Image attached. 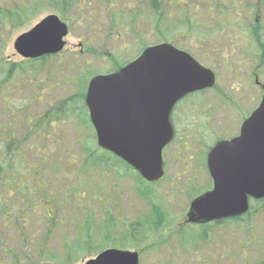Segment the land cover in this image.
I'll return each instance as SVG.
<instances>
[{
  "label": "rangeland",
  "instance_id": "1",
  "mask_svg": "<svg viewBox=\"0 0 264 264\" xmlns=\"http://www.w3.org/2000/svg\"><path fill=\"white\" fill-rule=\"evenodd\" d=\"M31 1L0 0V11L18 18ZM41 1L33 18L22 14L18 22L0 13V157L7 161L0 163V264H86L108 249L136 252L139 264H264V200L249 230L210 226L201 241V228L187 214L211 190L202 161L189 159L202 148L168 147L165 177L150 184L98 146L85 103L76 98L94 77L168 43L215 73L216 88L193 100L219 109L227 125L218 137L228 139L227 129L238 126V134L235 124L258 108L264 93V66L256 68L245 28L264 18V4L257 11L260 0H158L155 12L154 0H75L66 10L61 0ZM50 15L68 26L63 52L9 75L11 65L24 63L17 38ZM230 40L239 51L233 57L226 52ZM24 159L39 163L31 174ZM28 190L44 192L48 208L55 197L58 210L46 212L37 197L24 195Z\"/></svg>",
  "mask_w": 264,
  "mask_h": 264
},
{
  "label": "water",
  "instance_id": "2",
  "mask_svg": "<svg viewBox=\"0 0 264 264\" xmlns=\"http://www.w3.org/2000/svg\"><path fill=\"white\" fill-rule=\"evenodd\" d=\"M68 26L44 18L14 43L23 60L60 54ZM216 77L188 53L164 43L146 48L134 61L94 77L86 106L98 146L154 184L165 174L163 152L174 139L171 114L185 97L213 89ZM213 189L191 203L188 222L209 224L245 216L250 201L264 200V95L239 137L220 142L208 156ZM86 264H139V254L108 249Z\"/></svg>",
  "mask_w": 264,
  "mask_h": 264
},
{
  "label": "flooded vegetation",
  "instance_id": "3",
  "mask_svg": "<svg viewBox=\"0 0 264 264\" xmlns=\"http://www.w3.org/2000/svg\"><path fill=\"white\" fill-rule=\"evenodd\" d=\"M260 1L261 2L259 3L257 11H259L261 8V5L264 4V0H260ZM205 9L209 10V7L205 8ZM228 12L229 11H227L225 13H228ZM232 12H235V11H232ZM236 13H237V11H236ZM258 17L254 18V25L253 26L251 25L252 27H249V25H246V27H245L246 32L249 35L254 36V38L252 36L254 43L250 44V48H252V51L255 52V54H254L255 63L259 64V66L258 65L256 66L257 69L260 68L261 66H264V27H263L264 18L262 17L260 19ZM226 52H228L232 57L234 55H236V53L239 52L237 50V46L234 44V42L232 40H230V43L226 47ZM28 61H32V60H28ZM35 61H38V60H35ZM254 76H255V82L254 83L258 86L259 81H258L257 73H255ZM215 88H213V89H215ZM213 89L205 90L204 92H197V93L191 94V95L185 97L183 100H181L175 106V108L171 114V119H170L173 130H174V139H173L172 143L168 146V147H170L171 145L175 144V149L177 151H180L182 146H184L185 147L184 150H186L185 152L192 151L194 147H198L199 149L202 148V150H203L202 152L196 151L194 153L195 155L190 156L189 159L191 162H193L195 160H200V162L202 161L203 169L205 171V175H206V177H208V179L210 180V183H211V190L213 189V181H212L209 169H208V156H209L210 152L220 142L231 141V140L239 137L241 134V129H242L245 121L253 113L252 112L248 118L243 117L242 121H239L238 123L235 124V125L241 124V127L239 128L238 134H234V132L237 131L238 126H234V128L228 126L229 127L227 129L228 132L227 131L226 132L228 133V135H232V136L228 137V139L227 138L226 139H224V138L219 139L218 134L221 133L218 130L219 127L221 129V126L227 125L226 122L224 121V119L220 118L221 115L218 116L217 111H219V109L204 107V105H203L204 100L203 99L200 100L198 103L193 100V98H197L200 95H204V93H206L208 91H212ZM215 123L218 125L216 126ZM180 130L182 132H179ZM221 130H224V129H221ZM209 139L212 140V143L207 142V140H209ZM44 160H45V158L44 159L41 158V164L44 163ZM4 161L7 163L6 157H4V156L0 157V163H4ZM36 164L38 165L39 163L37 161L31 162L28 159H26V160L24 159V169L27 170V172L30 174H31V171L33 169V166H36ZM188 166H190V162L187 164V167ZM1 172H2V169L0 168V174H1ZM29 183H30L29 181H25V183H24L26 185L25 187H28ZM42 191H43V189H42ZM16 193L22 194L20 189L18 191H16ZM24 195L26 197H28L30 200H31L32 196L37 197L42 203H44L43 208L45 209L46 212L49 209L51 211L54 210L53 202H55V197H53L50 200V204H52V205H51V207L48 208L47 204H45L47 199L45 197L46 195L44 194V192H41L40 194H38V190H28L24 193ZM189 212H190V210H189ZM189 212H188V214H189ZM188 214H187V222H188ZM222 222H225V221H217V222H214L210 225H216V224H219ZM191 224H193V223H191ZM193 225L196 227H200L201 225L206 226L205 224H193Z\"/></svg>",
  "mask_w": 264,
  "mask_h": 264
},
{
  "label": "trees",
  "instance_id": "4",
  "mask_svg": "<svg viewBox=\"0 0 264 264\" xmlns=\"http://www.w3.org/2000/svg\"><path fill=\"white\" fill-rule=\"evenodd\" d=\"M158 0H154L153 1V5H154V9L153 10H155V12H158V10L160 9L159 8V3L157 2ZM31 2H33V8H31L30 10H28V12L27 11H23V10H21L20 12H19V14H18V18H16V17H13L12 16V11H5V10H1L0 11V13L1 14H3L4 16H5V18L7 19V20H14V21H16L15 19H18V22L19 21H21L22 20V14H24V15H26L28 18L30 17V18H33V16H34V13H35V5L36 4H39V2L41 3L42 1L41 0H33V1H31ZM53 2L54 3H56L57 2V0H53ZM106 2H108L109 3V0L107 1L106 0ZM25 3H28V1L27 2H25ZM74 3H76V1L75 0H61V4H62V8L64 9V10H66V9H68L69 7H71V6H73L74 5ZM62 9V10H63ZM58 11V13L59 12H61V13H63L61 10H59V9H57ZM48 59H50L49 57H47V58H42V59H40V60H38V61H24V63L23 64H21V65H11V68L9 69V75H13V74H18V73H21V72H23L24 70H25V68H26V66H24V64H34V63H42V62H45V61H47ZM124 66H126V65H124ZM124 66H118V67H116V69H114V71H112V72H116V71H118V70H120L121 68H123ZM86 91H87V88H86ZM86 91H83V93L85 94L84 96L83 95H79V96H77L76 98H79V99H81V100H83L84 101V103H85V100H86ZM204 92V91H203ZM85 109H87V107H86V105L84 104V106H83ZM88 158L89 159H92V153H91V155H88ZM115 159L117 160V161H119V159H117L116 157H115ZM120 163H122V164H124L122 161H119ZM128 169H130V170H133V169H131L129 166H127L126 164H124ZM2 174V173H1ZM0 174V175H1ZM138 175V174H137ZM138 177H139V179L141 180L142 178L138 175ZM143 180V179H142ZM250 210H249V212L245 215V216H243V217H240V218H236V219H232V220H227V221H225V222H222V223H219V224H216V225H206V226H200V230H199V233H200V239H201V241H205V240H207V235H208V232H207V230H208V227H210V226H224V225H227V224H238V225H240V226H243V225H247V229L249 230L250 229V220H251V218L253 217V216H256V215H258L257 213H258V211L260 210V209H262V207L259 209V208H257V206H259L258 204H261V203H263V202H260V201H257V202H255V201H250ZM54 206V210H58V207L55 205V204H53ZM50 217V216H49ZM51 218V217H50ZM90 228V227H89ZM89 228H87L88 229V231L90 230ZM250 233V232H249ZM88 235V234H87ZM133 238H134V236H132ZM88 239L90 238V234H89V236L87 237ZM259 242H261V241H259ZM89 245V243H87V246L85 247L87 250H89L88 252H90V250L92 249V247H90V245ZM260 246H261V248H264V244H261L260 243ZM264 251V250H263ZM66 253V256H67V259H68V262L70 261H72V259H73V257H72V254H71V252L70 251H66L65 252ZM71 259V260H70ZM60 264H62V263H60Z\"/></svg>",
  "mask_w": 264,
  "mask_h": 264
}]
</instances>
